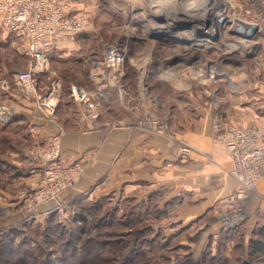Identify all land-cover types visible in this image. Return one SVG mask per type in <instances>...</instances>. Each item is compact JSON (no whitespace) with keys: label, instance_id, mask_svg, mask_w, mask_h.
<instances>
[{"label":"rangeland","instance_id":"rangeland-1","mask_svg":"<svg viewBox=\"0 0 264 264\" xmlns=\"http://www.w3.org/2000/svg\"><path fill=\"white\" fill-rule=\"evenodd\" d=\"M58 1L86 16L88 29L73 53L45 58V70L34 72L32 83L16 80L33 62L0 26V159L11 162L0 164V264H264V253L252 246L264 247V215L258 204L249 208L257 193L237 201L233 192L190 216L187 211L197 206L190 196L169 198L162 190L149 193L146 185L133 191L113 174L74 197L69 191L84 167L63 163L60 148V165H80L81 176L56 199L37 203L44 169L31 155L60 139L57 134L40 142L34 118L54 116L59 100L66 110L74 103L71 86L96 92L91 76L102 79L92 126L108 117L109 130L116 128L115 90L119 95L121 85L132 86L135 129L169 136L177 152L182 144L159 116L160 106L191 114L202 108L212 114V124L219 117L223 125H229L225 118L233 105L263 115L252 99L264 93V0ZM211 13L218 14L216 21ZM251 25L258 27L251 39L236 34ZM110 46L123 57L115 69L103 64ZM50 68L61 80L60 91L44 97L41 90L55 79L44 75ZM50 95L55 107L46 110L42 103ZM154 104L156 112L148 108Z\"/></svg>","mask_w":264,"mask_h":264},{"label":"crops","instance_id":"crops-1","mask_svg":"<svg viewBox=\"0 0 264 264\" xmlns=\"http://www.w3.org/2000/svg\"><path fill=\"white\" fill-rule=\"evenodd\" d=\"M4 33L20 43V50L24 49L20 41ZM80 37H83L82 34L72 39H59L45 53V58L51 61L55 56L73 53L76 40ZM47 74L55 79H52L51 88L43 87L41 91L44 97L49 90L57 95L61 80L52 68L44 72V75ZM120 88L119 95L115 90L118 102L114 121L118 126L112 130L108 128V117H101L98 125L94 127L83 117L76 103L71 102L65 110V105L60 100L54 116L34 118L40 142L60 134L63 163L83 164L84 173L79 183L70 189V195L81 196L94 188L100 180L114 174L118 182L130 186L133 191L139 189L141 192L146 185L149 193L162 190L169 198L182 196L186 199L190 196V203L197 206L190 208L187 213L197 215L216 202L225 200L237 189L238 183L228 174L230 160L224 148L214 142L210 111L196 108V112L191 114L193 111L175 109L171 112L166 106L163 105L162 109L160 106L159 116L168 120L166 126L175 128V141L190 149L188 159L182 160L169 136L159 135L151 128L147 131L135 129L137 119L134 88L128 85H121ZM260 94L252 100L259 102L264 111V93ZM156 107L157 104H154L148 108L156 112ZM245 110L239 112L233 105L228 110L225 122L232 126L253 127L264 131V112L257 116L252 108ZM241 114L250 119L240 118ZM0 160L3 161L0 164H11L9 159ZM20 179L28 180L25 176ZM257 204L260 214L264 215V182H260L257 196L250 200V210Z\"/></svg>","mask_w":264,"mask_h":264},{"label":"built area","instance_id":"built-area-1","mask_svg":"<svg viewBox=\"0 0 264 264\" xmlns=\"http://www.w3.org/2000/svg\"><path fill=\"white\" fill-rule=\"evenodd\" d=\"M0 26L8 34L23 44L22 53L32 60L31 67L16 74L19 83H32L34 72L45 70V53L59 39H72L87 32L88 20L82 14L73 13L58 0H0ZM123 62L118 49L110 46L106 49L103 64L107 69H115ZM96 92L90 94L71 86L69 98L80 105L84 117L95 122L98 118L97 100L101 96V80L91 76ZM51 96H47L42 105L52 110ZM154 123V121L152 122ZM214 142L221 145L228 156L231 168L228 174L238 183L233 199L245 201L257 193V185L264 181V131L253 127L223 125L219 117L212 124ZM161 131V127H159ZM59 137L48 143L46 148L37 149L31 155L44 169V178L35 190L37 203L54 200L65 189L74 186L81 176L80 165L63 167L59 163ZM179 157L186 160L190 149L186 145L179 148Z\"/></svg>","mask_w":264,"mask_h":264},{"label":"water","instance_id":"water-1","mask_svg":"<svg viewBox=\"0 0 264 264\" xmlns=\"http://www.w3.org/2000/svg\"><path fill=\"white\" fill-rule=\"evenodd\" d=\"M258 31V27L255 26V25H251L249 27H247L246 29L245 28H242V27H239L238 29H236V34L238 36H241L243 34H246V36L251 39L255 33H257Z\"/></svg>","mask_w":264,"mask_h":264},{"label":"trees","instance_id":"trees-1","mask_svg":"<svg viewBox=\"0 0 264 264\" xmlns=\"http://www.w3.org/2000/svg\"><path fill=\"white\" fill-rule=\"evenodd\" d=\"M253 250L259 251V252H263L264 253V247L261 243L257 242V243H253Z\"/></svg>","mask_w":264,"mask_h":264},{"label":"bare ground","instance_id":"bare-ground-1","mask_svg":"<svg viewBox=\"0 0 264 264\" xmlns=\"http://www.w3.org/2000/svg\"><path fill=\"white\" fill-rule=\"evenodd\" d=\"M210 16L213 18V21H216L218 19V14L211 13ZM169 17V16H168ZM217 23V22H216Z\"/></svg>","mask_w":264,"mask_h":264}]
</instances>
